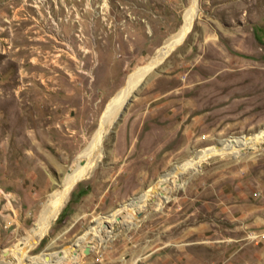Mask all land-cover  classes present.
Wrapping results in <instances>:
<instances>
[{"label":"rangeland","instance_id":"1","mask_svg":"<svg viewBox=\"0 0 264 264\" xmlns=\"http://www.w3.org/2000/svg\"><path fill=\"white\" fill-rule=\"evenodd\" d=\"M191 2L0 0V264H33L15 250L100 127L86 171L28 256L264 264V137L122 206L194 153L264 128V0H196L184 36L153 62Z\"/></svg>","mask_w":264,"mask_h":264},{"label":"bare ground","instance_id":"2","mask_svg":"<svg viewBox=\"0 0 264 264\" xmlns=\"http://www.w3.org/2000/svg\"><path fill=\"white\" fill-rule=\"evenodd\" d=\"M195 3L196 0H192L191 4L188 6V8L185 11L184 17H183V23L182 26L179 30V32L173 36H171L164 48H162L161 50H159V52H157L153 62H155L158 58H160L166 51L167 49L175 42L177 41L184 33V31L187 29L191 18L193 17V10L195 7ZM195 11V10H194ZM195 13V12H194ZM191 24V23H190ZM184 36V35H183ZM154 57V56H153ZM217 73V72H216ZM223 75V73H221ZM220 75V74H219ZM136 76V72L131 74L129 81H128V85L125 86L118 94L117 96L111 100V102L109 103L106 112L103 115L102 118V122L101 124L108 119V116H113L112 114H115L116 110L119 108V106L121 105V103L123 102V100L126 98L127 94L129 93V91L132 89L133 84H134V78ZM205 81V80H204ZM230 82V81H229ZM226 83V82H225ZM231 83V82H230ZM201 84V83H200ZM222 84V82L220 83ZM218 84V85H220ZM199 86V85H198ZM212 87V86H211ZM211 87H207L208 90L211 89ZM233 87V86H232ZM235 87V86H234ZM233 87V88H234ZM210 88V89H209ZM213 88V87H212ZM231 88V87H230ZM206 89V88H205ZM216 89V88H215ZM202 90V89H201ZM207 90V91H208ZM212 90V89H211ZM217 90V89H216ZM186 91V90H185ZM198 91V90H197ZM205 91V90H204ZM203 91V92H204ZM222 91V89H221ZM218 92V91H217ZM220 92V91H219ZM218 92V93H219ZM231 92V91H230ZM236 92V91H235ZM224 93V92H223ZM239 93V92H238ZM197 94V92H196ZM202 94V93H201ZM200 94V95H201ZM205 94V92H204ZM228 95H232L231 93L229 94L227 91ZM237 94V93H236ZM211 95V94H210ZM215 95V92H214ZM220 95V94H219ZM225 95V94H224ZM199 95H197L198 97ZM217 96V95H216ZM227 96V95H226ZM196 97V96H195ZM201 97V96H200ZM221 97H224L223 94ZM228 97V96H227ZM242 98V97H241ZM216 99V98H215ZM226 99V98H225ZM224 99V100H225ZM237 99V98H235ZM240 99V98H238ZM206 100V99H205ZM218 100V98H217ZM222 100V99H221ZM203 101V100H202ZM214 102V101H213ZM218 101H216L217 103ZM241 102V101H240ZM202 103V102H201ZM200 104V103H199ZM197 103V105H199ZM203 104V103H202ZM215 104V103H214ZM207 105V104H206ZM213 105V104H212ZM203 107V106H202ZM194 108V107H193ZM204 108V107H203ZM223 108V107H222ZM191 109V108H190ZM207 109V108H206ZM221 109V108H220ZM192 112V111H191ZM220 112V111H219ZM218 112V113H219ZM110 113V114H109ZM193 113V112H192ZM215 114L214 112H210L209 114ZM186 114V113H185ZM189 114V113H188ZM208 114V115H209ZM226 115V114H224ZM222 115V116H224ZM186 117V116H185ZM205 117V116H204ZM111 118V117H110ZM163 118V117H162ZM225 118V117H224ZM167 119V118H165ZM194 119V118H193ZM185 120V119H184ZM107 122V121H106ZM196 127V126H195ZM101 128V127H100ZM100 128L97 130V132L95 133L93 140L91 141V143L88 145V147L84 150V152L80 153L79 156L76 157V159L74 160L70 172L67 173L65 179H64V183L61 189L57 190L54 195L52 196V198L48 199V203L45 205V207L43 208L39 218L37 219V222L35 223V225L32 227L29 235L25 236L22 240V242L20 243L19 247L17 250L18 254L15 257H18L17 260H21V258H25L28 261H33L31 263L33 264H41V263H45L48 264L49 262L59 259V258H63V255H66V252H61V251H55L54 253H43L39 256L36 257H31L28 256L26 253V248L30 245L33 244L34 241H36L41 235L42 233H44L45 229L47 228L48 224L51 222V220L54 218V216L56 215V213L58 212L59 208L61 207V205L64 203L68 189L70 188V186H72L73 182L76 181L81 175L82 173H84L86 171L87 168V164L89 161V158L91 156L92 153V149L95 148L96 143L100 140ZM194 128V127H192ZM252 134H256V135H252L251 137H239V138H235L233 140V142L230 143H223L219 146V148H215V147H210L208 149L203 150L202 152H200L198 155L196 153L193 154L192 157H190L189 160H186V162H184L181 165L178 166H174L175 169L172 170V172L169 173H164L162 174L156 181H151L149 183V185L147 186V188L143 189L140 193H138L137 195L133 196L131 199H129L127 202H124L122 204V206H124L125 204H131V206L137 201V200H143V198L151 191V192H159L161 191V193L163 191H165V188L175 179L177 180L179 178V173L181 170L186 169L189 166L194 167V165L199 162V160L206 158L207 156L211 155V154H215L216 152L223 154L225 152H228L227 150L229 149V152L234 149L239 148L241 146H248L250 143L252 142H257L260 138L264 137V128L260 129L257 133H252ZM261 140V139H260ZM193 152V151H191ZM238 152V151H237ZM83 158L82 162H77L78 159ZM199 164V163H198ZM191 169V168H189ZM180 184V183H178ZM158 187H161V189L159 190ZM145 201V200H144ZM144 203V202H143ZM121 206V207H122ZM138 206V205H136ZM129 209V208H128ZM132 210V209H131ZM125 211V209H124ZM130 212V211H127ZM112 217H116L115 213L111 214ZM80 251V250H79ZM78 252V251H77Z\"/></svg>","mask_w":264,"mask_h":264},{"label":"water","instance_id":"3","mask_svg":"<svg viewBox=\"0 0 264 264\" xmlns=\"http://www.w3.org/2000/svg\"><path fill=\"white\" fill-rule=\"evenodd\" d=\"M88 249H89V247H88L87 245H85V246L83 247V252H87ZM2 255L4 256V252H2Z\"/></svg>","mask_w":264,"mask_h":264}]
</instances>
